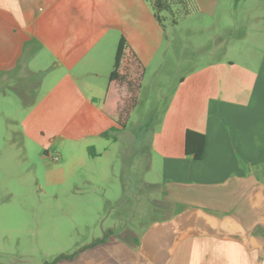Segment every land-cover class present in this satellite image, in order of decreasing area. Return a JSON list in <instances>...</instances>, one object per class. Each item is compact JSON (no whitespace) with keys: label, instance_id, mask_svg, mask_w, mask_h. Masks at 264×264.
Here are the masks:
<instances>
[{"label":"crops","instance_id":"obj_1","mask_svg":"<svg viewBox=\"0 0 264 264\" xmlns=\"http://www.w3.org/2000/svg\"><path fill=\"white\" fill-rule=\"evenodd\" d=\"M193 1L212 19H230V32L241 29L231 47L242 61L213 60L181 78L166 103L148 147L164 180L161 216L138 234L110 229L53 264H264V0ZM164 29L144 0H0V80L42 72L20 61L27 47L32 62L43 53L65 69L62 90L72 92L82 68L115 55L121 36L146 75ZM125 95L108 81L106 117L115 124ZM187 130L205 137L200 161L184 154Z\"/></svg>","mask_w":264,"mask_h":264},{"label":"rangeland","instance_id":"obj_2","mask_svg":"<svg viewBox=\"0 0 264 264\" xmlns=\"http://www.w3.org/2000/svg\"><path fill=\"white\" fill-rule=\"evenodd\" d=\"M170 1L171 10L160 12L161 45L125 128L106 117L114 54L83 67L72 92L62 90L68 72L49 66L43 53L32 62L27 47L20 61L42 72L0 80V264L50 263L110 229L138 234L161 216L155 199L164 180L148 147L166 103L181 78L213 60L242 61L231 47L242 32H230V19H212L194 1Z\"/></svg>","mask_w":264,"mask_h":264},{"label":"trees","instance_id":"obj_3","mask_svg":"<svg viewBox=\"0 0 264 264\" xmlns=\"http://www.w3.org/2000/svg\"><path fill=\"white\" fill-rule=\"evenodd\" d=\"M152 6L154 18L163 26V21L160 15L162 11H170L172 3L170 0H144ZM176 3L182 4L181 0ZM175 23V21H173ZM145 75V68L138 59L136 53L129 45L125 37L121 36L116 47L112 71L108 77L109 83L120 84L125 88L126 95L124 97L121 108H118L116 115V124L120 127H125L131 113L136 107L139 99L142 81ZM105 135L104 133L101 134ZM205 137L203 134L187 130L184 136V154L192 156L194 160L200 161L204 156ZM95 155V153L93 154ZM74 254H61L50 263L60 259H71Z\"/></svg>","mask_w":264,"mask_h":264}]
</instances>
